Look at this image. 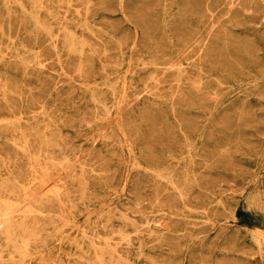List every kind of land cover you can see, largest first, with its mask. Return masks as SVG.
I'll return each instance as SVG.
<instances>
[{"label":"rangeland","instance_id":"1","mask_svg":"<svg viewBox=\"0 0 264 264\" xmlns=\"http://www.w3.org/2000/svg\"><path fill=\"white\" fill-rule=\"evenodd\" d=\"M0 80V264H264V0H0Z\"/></svg>","mask_w":264,"mask_h":264},{"label":"bare ground","instance_id":"2","mask_svg":"<svg viewBox=\"0 0 264 264\" xmlns=\"http://www.w3.org/2000/svg\"><path fill=\"white\" fill-rule=\"evenodd\" d=\"M79 2H80V1H79ZM232 3H233V2H232ZM169 4H170V3H169ZM76 13H77V11H76ZM48 14H49V13H48ZM49 15H50V14H49ZM67 15H68V14H67ZM65 17H66V16H65ZM66 21H67V20H66ZM218 24H219V23H218ZM215 27H216V26H215ZM215 27H213V28H215ZM44 30H45V29H44ZM47 31H49V29H47ZM47 31H46V32H47ZM67 32H68V31H67ZM68 33H69V32H68ZM48 37H49V36H48ZM58 38H59V37H58ZM58 38H57V39H58ZM57 39H56V40H57ZM60 40H61V39H60ZM68 40H69V39H68ZM66 41H67V39H66ZM12 42H13V41H12ZM71 42H73V41H71ZM66 43H68V42H66ZM246 43H247V42H246ZM117 44H118V43H117ZM67 45H68V44H67ZM7 51H8V50H7ZM68 54H69V53H68ZM75 56H76V55H75ZM6 57H7V56H6ZM139 62H140V61H139ZM185 63H186V62H185ZM25 65H26V63H25ZM138 65H139V64H138ZM79 68H80V67H79ZM182 68H183V67H182ZM170 69H174V68H170ZM174 70H175V69H174ZM174 70H173V71H174ZM177 70H178V69H177ZM173 71H172V72H173ZM180 71H181V70H180ZM173 73H174V72H173ZM177 73H178V72H177ZM174 75H175V74H174ZM181 75H183V74H181ZM177 77H178V76H177ZM189 78H190V77H189ZM154 79H155V78H154ZM178 80H179V77H178ZM197 80L199 81L200 79H197ZM0 81H1V80H0ZM180 81H181V80H180ZM157 82H158V81H157ZM190 82H191V81H190ZM194 82H195V81H194ZM208 82H209V81H208ZM180 83H181V82H180ZM201 83H202V82H201ZM191 84H192V83H191ZM194 84H195V83H194ZM198 84H200V83H198ZM159 85H160V84H159ZM178 85H179V84H178ZM180 85H181V84H180ZM196 85H197V83H196ZM200 85H201V84H200ZM200 85H199V86H200ZM105 86H106V85H105ZM179 88H180V87H179ZM111 89H112V87H111ZM102 90H103V89H102ZM106 90H107V89H106ZM114 90H115V89H114ZM178 90H179V89H178ZM111 91H112V90H111ZM168 91H170V89H169ZM87 92H88V91H87ZM156 92H157V91H156ZM12 94H13V93H12ZM155 94H156V93H155ZM150 95H151V94H150ZM150 95H149V96H150ZM12 96H13V95H12ZM151 96H152V95H151ZM207 96H209V94H207ZM214 96H216V95H214ZM155 98H156V97H155ZM155 98H153V99H155ZM159 99H160V98H159ZM172 99H173V98H172ZM258 100H259V99H258ZM94 101H95V100H94ZM94 101H93V102H94ZM215 102H216V100H215ZM98 103H99V102H98ZM96 104H97V102H96ZM97 105H98V104H97ZM118 106H119V105H118ZM103 109H105V108H103ZM214 109H215V108H214ZM87 111H88V110H87ZM108 112H109V111H108ZM34 117H35V116H34ZM34 117H33V118H34ZM36 117H37V116H36ZM21 120H22V119H21ZM21 120H20V122H21ZM33 120H34V119H33ZM36 120H37V119H36ZM106 120H107V119H106ZM1 121H2V120H1ZM1 121H0V122H1ZM4 121H5V120H4ZM4 121H2V122H4ZM178 121H179V120H178ZM180 122H181V121H180ZM180 122H179V123H180ZM5 123H6V122H5ZM2 128H3V127H2ZM47 129H49V128H47ZM120 130H121V129H120ZM46 132H47V131H46ZM20 133H21V132H20ZM43 134H44V133H43ZM36 138H37V137H36ZM42 138H43V137H42ZM185 139H186V138H185ZM11 142H12V141H11ZM24 143H25V142H24ZM28 143H29V142H28ZM40 143H41V142H40ZM41 145H42V144H41ZM47 145H49V144H47ZM52 147H53V146H52ZM24 148H26V146H25ZM53 148H54V147H53ZM61 150H62V149H61ZM43 155H44V154H43ZM40 156H41V155H40ZM45 156H46V154H45ZM38 157H39V156H38ZM46 157H47V156H46ZM39 158H40V157H39ZM37 159H38V158H37ZM36 161H37V160H36ZM43 161H44V160H43ZM3 162H4V161H3ZM34 162H35V161H34ZM38 162H39V161H38ZM48 162H50V161H48ZM35 163H36V162H35ZM51 163H52V162H51ZM55 164H56V163H54L53 165H55ZM60 164H61V163H60ZM36 165H37V163H36ZM44 165H45V164H44ZM51 165H52V164H51ZM79 165H80V164H79ZM58 166H59V163H58ZM58 166H57V167H58ZM52 167H53V166H52ZM54 168H55V167H54ZM61 169H62V168H61ZM84 169H85V168H84ZM84 169H83V170H84ZM63 171H64V170H63ZM82 172H83V171H82ZM95 173H96V172H95ZM95 173H94V174H95ZM163 173H164V172H163ZM154 175H155V174H154ZM155 177H156V176H155ZM158 177H160V176H158ZM0 179H1V178H0ZM3 181H4V180H3ZM44 182H45V181H44ZM2 183H3V182H2ZM2 183H1V184H2ZM39 183H40V181H39ZM193 183H194V182H193ZM196 183H197V182H196ZM7 184H8V183H7ZM7 184H6V185H7ZM4 186H5V185H4ZM41 186L44 187L42 181H41ZM144 188H145V187H144ZM184 188H185V187H184ZM184 188H183V189H184ZM163 190H164V189H163ZM198 190H199V189H198ZM84 192H85V191H84ZM84 192H83V193H84ZM181 195H182V194H181ZM207 195H208V194H207ZM19 196H20V195H19ZM84 196H85V195H84ZM157 196H158V195H157ZM157 198H158V197H157ZM18 199H19V198H18ZM182 200H183V199H182ZM4 204H5V203H4ZM18 205H19V204H18ZM153 205H154V204H153ZM1 206H2V205H1ZM7 206H9V205H7ZM11 206H12V205H11ZM11 206H9V207H11ZM15 206H16V205H15ZM16 207H17V206H16ZM5 208L7 209V207H5ZM1 209H2V207H1ZM3 209H4V208H3ZM3 209H2V210H3ZM8 209H9V208H8ZM8 209H7V210H8ZM12 210H13V211H11V212L8 211L9 213H7L6 210H5L6 213L1 214L2 217L0 218V229H1V228L4 229L6 235L9 237V239L11 238L12 235H11V231L9 230V227H7L6 223H7L8 220H9V216L12 215V214H14V212H16V211L13 209V206H12ZM18 211H20L21 214L23 213V217H24V214H25L26 216H28L29 214H31V213L34 211V206H33V204H32L31 202L28 201V202L24 203V205H23L22 207H20ZM139 212H140V211H139ZM2 213H3V212H2ZM33 213H34V212H33ZM5 215H6V216H5ZM19 215H20V214H19ZM34 215H36V214H34ZM7 216H8V217H7ZM32 216H33V215H32ZM103 216H104V215H103ZM29 217L31 218V216H29ZM30 218H29V219H30ZM34 218H35V217H34ZM24 219H26V217H24ZM36 219H37V218H36ZM10 221H11V220H10ZM10 221L8 222V224H9V223L11 224ZM25 221H26V220H25ZM25 221H24V223H25ZM36 221H37V220H36ZM21 222H22V221H21ZM36 223H37V222H36ZM20 224H21V223H20ZM37 224H38V223H37ZM40 225H41V224H40ZM18 227H20L19 224H18ZM140 227H141V226H140ZM11 228H12V227H11ZM148 228H149V227H148ZM150 228H151V227H150ZM165 229H166V228H165ZM121 232H122V231H121ZM32 233H33V232H32ZM84 233H85V231H84ZM6 235L3 234V236L6 237V241H7V236H6ZM86 235H87V234H86ZM86 235H84V236L86 237ZM18 237H20V236H18ZM182 237H183V235H182ZM149 239H150V238H149ZM20 240H23V239L20 238ZM34 240H35V239H34ZM99 240H100V239H99ZM252 240H253V239H252ZM8 241H9V240H8ZM24 241H25V239H24ZM124 242H125V241H124ZM13 243H14V242H13ZM140 243H141V242H140ZM22 244H23V243H22ZM26 244H27V242H26ZM22 246H23V245H22ZM28 246H29V245H28ZM23 247H24V246H23ZM26 247H27V246H26ZM19 248H20V247H19ZM101 248H102V247H101ZM16 249H17V248L15 247V251H16ZM21 249H22V248H21ZM24 249H25V248H24ZM112 249H114V248H112ZM1 250H2V249H1ZM18 250H19V249H18ZM22 250H23V249H22ZM25 250H26V249H25ZM25 250H24L23 252H25ZM104 251H105V250H104ZM104 251H103V252H104ZM259 251H260V249H259ZM16 252H17V251H16ZM23 252H22V253H23ZM19 253H21V250H20ZM17 254H18V253H17ZM115 254H116V253H115ZM15 255H16V254H15ZM22 255H24V253H23ZM25 255H26V254H25ZM1 258H2V257H1ZM118 258H119V257H118ZM81 260H82V259H81ZM100 260H101V259H100ZM100 260H99V262H100ZM121 260H122V257H121ZM83 261H84V260H83ZM96 261H97V260H96ZM117 261H118V260H117ZM123 263H124V262H123ZM13 264H14V263H13ZM100 264H102V262H100ZM117 264H118V263H117ZM119 264H120V263H119Z\"/></svg>","mask_w":264,"mask_h":264}]
</instances>
